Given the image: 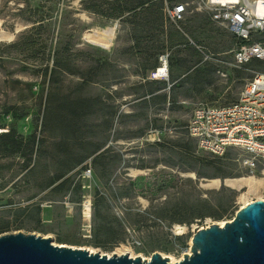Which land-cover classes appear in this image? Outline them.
Instances as JSON below:
<instances>
[{
    "label": "rangeland",
    "instance_id": "1",
    "mask_svg": "<svg viewBox=\"0 0 264 264\" xmlns=\"http://www.w3.org/2000/svg\"><path fill=\"white\" fill-rule=\"evenodd\" d=\"M113 1L0 0V235L35 233L99 253L127 245L139 255L179 257L194 232L231 220L240 208L237 189L209 186L208 179L252 175L238 150H200L188 118L198 102H234L264 64L234 67L237 39L206 10L176 23L163 8L160 33L152 2L114 18L118 3L136 2ZM2 29L9 35L1 37ZM166 52L170 80L151 79ZM206 62L217 67L211 83L188 80ZM88 167L92 177L85 179ZM85 197L90 221L82 214ZM192 209L205 215L188 223Z\"/></svg>",
    "mask_w": 264,
    "mask_h": 264
},
{
    "label": "built area",
    "instance_id": "2",
    "mask_svg": "<svg viewBox=\"0 0 264 264\" xmlns=\"http://www.w3.org/2000/svg\"><path fill=\"white\" fill-rule=\"evenodd\" d=\"M199 9L208 11L213 21L236 37L231 61L234 67H243L254 59L264 60V0H177L166 1L164 6L167 17L176 23ZM252 73L234 102L196 103L186 128L200 150L219 156L230 149L238 150L242 165L255 176L264 175V68ZM150 78L169 81L168 52L160 54L159 66ZM81 176L91 178L92 169L84 168ZM81 205L84 215L86 206L92 208L91 198L85 197Z\"/></svg>",
    "mask_w": 264,
    "mask_h": 264
},
{
    "label": "water",
    "instance_id": "3",
    "mask_svg": "<svg viewBox=\"0 0 264 264\" xmlns=\"http://www.w3.org/2000/svg\"><path fill=\"white\" fill-rule=\"evenodd\" d=\"M191 254L171 262L159 251L151 259L91 253L55 244L50 237L12 232L0 235V264H264V199H255L220 225L201 227L192 236Z\"/></svg>",
    "mask_w": 264,
    "mask_h": 264
},
{
    "label": "bare ground",
    "instance_id": "4",
    "mask_svg": "<svg viewBox=\"0 0 264 264\" xmlns=\"http://www.w3.org/2000/svg\"><path fill=\"white\" fill-rule=\"evenodd\" d=\"M1 37H6L9 35L8 32L4 31L3 29L1 30ZM11 36V35H10ZM112 38V35L111 37ZM155 135V134H154ZM138 170H135V173H138ZM191 175H194L193 172H191ZM209 186H213V187H220L222 185H227L230 187H233L235 189H237L240 194H239V199L241 202L240 208L245 206L246 204H248L249 202H251L253 200V198H262L264 199V179L261 180L260 178H256L252 175H240V176H234V177H226L224 179H220V178H212V179H208V183ZM86 205H88V202L86 203ZM84 220L85 221H90L91 217H92V209L89 206H86V208H84ZM229 219H224V220H220L219 224L220 225H224L226 221H228ZM176 231L177 233H183L184 232V228L181 225H176ZM55 244H58L60 246L62 245H68L65 243H57L55 241H53ZM190 245L192 246V238L190 240ZM72 246L73 248H75L74 245H69ZM85 249H87L89 252L94 253L97 252L95 249L91 248V247H85ZM126 252H128V255H130L131 257H136V256H141L144 259H151V256H144V255H139L137 254L135 251H133V249L131 247H128L127 245H123L121 249H119L118 251H115L114 253L117 255H121V254H126ZM114 253H105L102 252L101 254H107L108 256H112L114 255ZM188 253L191 254V248H188L187 251H185L181 256L176 257L174 255H168L165 254L163 252H161L162 256L164 257H168L169 260L171 262H178L180 261L184 254Z\"/></svg>",
    "mask_w": 264,
    "mask_h": 264
},
{
    "label": "trees",
    "instance_id": "5",
    "mask_svg": "<svg viewBox=\"0 0 264 264\" xmlns=\"http://www.w3.org/2000/svg\"><path fill=\"white\" fill-rule=\"evenodd\" d=\"M118 1L119 0H114L113 2L118 3ZM134 1L136 2L135 6H130L129 3H126L124 6H122L120 3H118V5L113 8V11L111 12L110 16L117 18V17L121 16V14H123L124 11H134L137 8L145 9L146 7H149V2H152V5L155 6V8H156L154 11V20L157 23V29L160 33H163L164 32V23L166 20L164 10H163V8H164L163 0H134ZM146 4H148V5H146ZM159 44L160 45L158 47H162L164 45L162 42H160ZM252 61H255L254 62L255 64H264V60L254 59ZM56 65H58V64H56ZM64 69H66V68H64ZM216 69H217L216 65H214L210 62H206L205 68H203V69L195 67L194 73L188 77V80L191 79L193 81V83H195V84L197 82L211 83V81H212L211 75ZM55 74H56V69L54 68V70H52V72L50 73V81H54ZM187 75L188 74H186V76ZM170 78H169V80H170ZM153 80H157V79H153ZM164 81H166V80H164ZM185 81L187 82V80H185ZM156 82H158V81H156ZM173 85L174 84L171 85V89H172ZM162 100L163 101L166 100V94H164L162 96ZM5 136H9V134H6ZM190 138L193 139L192 137H190ZM184 147L189 149L188 146L184 145ZM101 153H103V151ZM101 153L97 154L95 156V159H98L100 157ZM26 167L28 168V165ZM61 178H62V176H57L55 179H53V181L50 184H54L55 181L60 180ZM66 181H67V178L62 180L60 183H58L56 187H59L60 185L64 184ZM195 213L200 215V217L205 215V214H202L200 212H195V210L192 209L190 212L189 218L187 219L188 223L192 222V218L194 217L193 215Z\"/></svg>",
    "mask_w": 264,
    "mask_h": 264
},
{
    "label": "crops",
    "instance_id": "6",
    "mask_svg": "<svg viewBox=\"0 0 264 264\" xmlns=\"http://www.w3.org/2000/svg\"><path fill=\"white\" fill-rule=\"evenodd\" d=\"M169 70H170V68H169ZM190 71H191V70H190ZM186 74H187V72H186V73H183L180 77L176 78L175 80H179L181 77H185ZM170 77H171V71H170Z\"/></svg>",
    "mask_w": 264,
    "mask_h": 264
}]
</instances>
